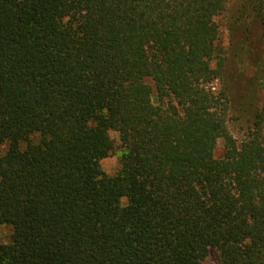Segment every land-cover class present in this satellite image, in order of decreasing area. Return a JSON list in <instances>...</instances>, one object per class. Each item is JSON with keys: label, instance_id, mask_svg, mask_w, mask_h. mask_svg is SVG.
<instances>
[{"label": "trees", "instance_id": "1", "mask_svg": "<svg viewBox=\"0 0 264 264\" xmlns=\"http://www.w3.org/2000/svg\"><path fill=\"white\" fill-rule=\"evenodd\" d=\"M229 1L0 0V264H264V101L237 143ZM242 5L229 38L264 34ZM234 54L252 89L260 55Z\"/></svg>", "mask_w": 264, "mask_h": 264}, {"label": "rangeland", "instance_id": "2", "mask_svg": "<svg viewBox=\"0 0 264 264\" xmlns=\"http://www.w3.org/2000/svg\"><path fill=\"white\" fill-rule=\"evenodd\" d=\"M244 10L242 0H230L228 8L224 14L216 17L220 26L219 36L221 45L224 47L227 46L228 51L227 65L222 80V82L224 81V83H227L230 90V106L227 112V127L232 136L236 139L237 143L244 137L248 129L251 127L255 107L264 101V34L262 33L260 26L257 22H251L248 25V33L244 32L243 27H241L234 32L231 38H229L228 35L230 34L227 28L228 23H237L242 21V19H237L236 17L242 16ZM245 33H247L248 36H246ZM229 39H231V42ZM245 43L248 47H252V54H259L261 57L262 68L258 73L260 80L259 82L258 80L255 82L252 89L249 88L248 77L250 75L243 79L245 83L242 84V86L234 83L236 75L235 66L238 63L237 57L234 54L235 48H237L240 44ZM248 65H250L247 68V71L249 72L252 65L250 62ZM147 81L153 85L150 79H147ZM246 83L250 90L246 87ZM218 87H220V83L218 81L214 82L213 88L217 90ZM110 135L114 140V149L101 161L102 168L108 175H112L117 171L118 160L123 152V149L120 147L117 132L110 131ZM223 143L224 142L221 138L217 140L215 148L216 157L222 156ZM10 231L9 226L0 225V243L9 241ZM201 264H219L216 249H209L207 255L201 261Z\"/></svg>", "mask_w": 264, "mask_h": 264}]
</instances>
